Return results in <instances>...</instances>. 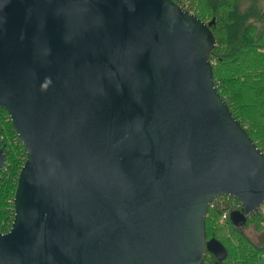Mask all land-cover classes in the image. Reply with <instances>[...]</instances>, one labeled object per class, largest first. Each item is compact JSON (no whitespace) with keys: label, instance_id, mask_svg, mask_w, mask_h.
Wrapping results in <instances>:
<instances>
[{"label":"water","instance_id":"1","mask_svg":"<svg viewBox=\"0 0 264 264\" xmlns=\"http://www.w3.org/2000/svg\"><path fill=\"white\" fill-rule=\"evenodd\" d=\"M212 22L173 0H0V107L25 152L0 264L223 256L206 209L257 211L264 153L214 84Z\"/></svg>","mask_w":264,"mask_h":264},{"label":"trees","instance_id":"2","mask_svg":"<svg viewBox=\"0 0 264 264\" xmlns=\"http://www.w3.org/2000/svg\"><path fill=\"white\" fill-rule=\"evenodd\" d=\"M209 22L215 37L210 50L212 78L223 101L256 146L264 153V8L239 0H173ZM0 148L5 154L0 168V232L8 231L13 219V197L24 147L7 111L0 107ZM234 199L218 196L208 205L204 217L205 238L216 239L223 256L205 251L200 264H264V242L254 243L240 229L252 226L264 230V211L244 214L237 225L231 218ZM220 201V202H219ZM235 201V200H234ZM242 208L239 209L241 211ZM226 212V218L222 214Z\"/></svg>","mask_w":264,"mask_h":264},{"label":"rangeland","instance_id":"3","mask_svg":"<svg viewBox=\"0 0 264 264\" xmlns=\"http://www.w3.org/2000/svg\"><path fill=\"white\" fill-rule=\"evenodd\" d=\"M250 5L264 8V0H239L241 9H245ZM233 213V212H232ZM240 229L249 237L254 243L260 244L264 242V230H255L252 226L240 227Z\"/></svg>","mask_w":264,"mask_h":264},{"label":"built area","instance_id":"4","mask_svg":"<svg viewBox=\"0 0 264 264\" xmlns=\"http://www.w3.org/2000/svg\"><path fill=\"white\" fill-rule=\"evenodd\" d=\"M225 196H227V195H225ZM228 197H231V196H228ZM233 199L235 201L234 200L232 201V207H231V209L233 208V209L239 210L240 208H242L241 203L236 198H233ZM258 210L259 211H264V202L259 206ZM226 216H227V214H226V212H224L222 214V218H226Z\"/></svg>","mask_w":264,"mask_h":264}]
</instances>
